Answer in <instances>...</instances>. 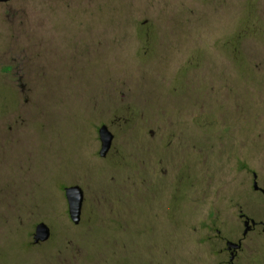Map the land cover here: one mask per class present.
<instances>
[{"label": "rangeland", "instance_id": "obj_1", "mask_svg": "<svg viewBox=\"0 0 264 264\" xmlns=\"http://www.w3.org/2000/svg\"><path fill=\"white\" fill-rule=\"evenodd\" d=\"M255 181L264 0L0 3V264H229L239 213L264 222ZM243 244L238 264H264V226Z\"/></svg>", "mask_w": 264, "mask_h": 264}, {"label": "water", "instance_id": "obj_2", "mask_svg": "<svg viewBox=\"0 0 264 264\" xmlns=\"http://www.w3.org/2000/svg\"><path fill=\"white\" fill-rule=\"evenodd\" d=\"M9 1L11 0H0V3ZM98 132L101 141L99 155L101 157H106L111 149L114 135L106 124H103L99 128ZM255 188H257V185H255ZM65 194L68 201L70 218L74 223L77 224L81 220L82 207L85 197L84 190L79 185H71L65 188ZM50 235L51 232L49 226L44 222H40L35 229L34 243L38 244L40 242H45L50 238ZM229 245L234 246V248L238 247V245L233 242H229Z\"/></svg>", "mask_w": 264, "mask_h": 264}, {"label": "flooded vegetation", "instance_id": "obj_3", "mask_svg": "<svg viewBox=\"0 0 264 264\" xmlns=\"http://www.w3.org/2000/svg\"><path fill=\"white\" fill-rule=\"evenodd\" d=\"M165 173H166V171H165ZM254 178H256V175H254ZM255 185H257V188H255ZM254 189L255 190H257V191H261V192H264V190L263 189H261L259 186H258V184H257V182L255 181L254 182ZM82 211H83V209H82ZM133 213V212H132ZM157 212L156 211H154L152 214H156ZM123 214V213H122ZM126 216L128 215V213H124ZM126 216H123V218L125 219V217ZM81 219H82V215H81ZM239 219L241 220V222L243 223V226H244V229H243V232H242V236H241V238H238V239H236L235 241H232V240H227V239H224L223 241L225 242V246H224V248L223 249H221V252L222 253H227L228 254V256H229V264H238L236 261L238 260V258H239V255H240V252L242 251V249H243V246H244V244H243V241H244V239L246 238V236H247V234L251 231V230H254L255 228H257V227H260V226H264V222H261V221H257V220H255L254 218H252V217H250V216H247L244 212H240L239 213ZM73 222V221H72ZM40 223V222H39ZM38 223V224H39ZM37 224V225H38ZM73 224L75 225V226H79L80 224H81V220H80V222L79 223H74L73 222ZM36 225V226H37ZM103 226H105V229L107 230V232L111 235V234H114L111 230L112 229H114V230H116V232L117 233H115V234H123V233H125V232H127V231H129L130 229H132L133 228V226H132V223H129V222H122L121 224H119V226H117V227H110L108 224H102ZM87 226H88V224H87ZM109 226V227H108ZM50 228V227H49ZM36 229V228H35ZM50 232H51V228H50ZM218 233H220V231H218ZM51 235H52V232H51ZM51 235H50V238H51ZM34 238V237H33ZM49 238V239H50ZM48 239V240H49ZM47 240V241H48ZM72 240V239H71ZM47 241H45V242H47ZM45 242H40V243H38V244H43V243H45ZM73 242V241H72ZM229 242H233V243H235L236 245H238V247L237 248H234V246H230L229 245ZM33 243H34V239H33ZM35 244V243H34ZM38 244H36V245H38ZM73 248L75 249H77V247H75V245H74V243H73Z\"/></svg>", "mask_w": 264, "mask_h": 264}]
</instances>
